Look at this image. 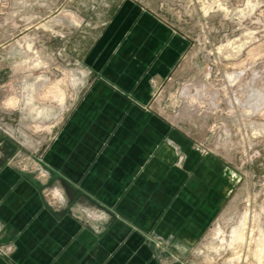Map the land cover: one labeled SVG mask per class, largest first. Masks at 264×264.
Segmentation results:
<instances>
[{"label":"crops","instance_id":"crops-1","mask_svg":"<svg viewBox=\"0 0 264 264\" xmlns=\"http://www.w3.org/2000/svg\"><path fill=\"white\" fill-rule=\"evenodd\" d=\"M123 5L87 53L89 86L43 159L0 135V264H161L170 252L145 234L183 255L218 215L215 161L201 169L183 130L149 108L191 43L153 12ZM27 160L31 171L19 166Z\"/></svg>","mask_w":264,"mask_h":264},{"label":"rangeland","instance_id":"rangeland-1","mask_svg":"<svg viewBox=\"0 0 264 264\" xmlns=\"http://www.w3.org/2000/svg\"><path fill=\"white\" fill-rule=\"evenodd\" d=\"M125 2L191 43L149 108L183 130L201 169L213 160L221 173L219 212L199 242L180 255L161 236L146 241L170 252L161 264H264V0H0V135L43 159L89 86L87 53Z\"/></svg>","mask_w":264,"mask_h":264},{"label":"bare ground","instance_id":"bare-ground-1","mask_svg":"<svg viewBox=\"0 0 264 264\" xmlns=\"http://www.w3.org/2000/svg\"><path fill=\"white\" fill-rule=\"evenodd\" d=\"M233 235H234L235 238H238V239H241L242 238V233L239 231V229L238 230L235 229L233 231Z\"/></svg>","mask_w":264,"mask_h":264}]
</instances>
